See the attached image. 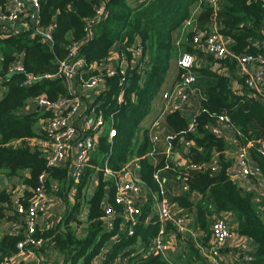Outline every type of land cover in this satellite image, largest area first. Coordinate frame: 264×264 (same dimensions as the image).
I'll list each match as a JSON object with an SVG mask.
<instances>
[{"label": "trees", "instance_id": "1", "mask_svg": "<svg viewBox=\"0 0 264 264\" xmlns=\"http://www.w3.org/2000/svg\"><path fill=\"white\" fill-rule=\"evenodd\" d=\"M6 3L7 0H0L2 10ZM198 4L201 12L193 14ZM102 6L104 15L89 26V19L96 16ZM38 20L40 27L52 29L51 43L43 41L30 29L13 33L0 27V78H6L0 84L4 88L0 92V173L9 179L20 178L24 189L19 194V201L26 208L42 186L48 194L56 193L66 202L71 199L73 188L76 194L60 224L36 232L35 236L46 239V242L40 246L26 244L24 249L42 256L49 244L54 242L55 249L63 257V261L56 264H91L96 254L115 236L116 241L107 259H115L123 253L130 256L131 264H173L161 254L138 257L137 246L148 245L161 227L155 215L146 222L153 210L152 203L142 207V215L134 224L132 235L128 234V228H120L124 222L121 217L114 219L111 230L106 224L105 207L111 204L116 211L122 208L114 202V178L105 174L104 168L119 170L138 158L143 183L153 193L161 191L156 174L166 166L180 180L187 177L189 189L170 197L171 202L176 205L175 208L182 209L183 212L178 214L190 217L191 230H204L207 234L203 238L198 236V241H195L190 235L184 237L175 233L177 239L184 238L181 241L190 259H196L197 264H209L197 243L207 245L212 221L227 212L236 217L238 232L258 244L253 258L242 264H264V208L261 209L253 201L252 192L240 187L228 174L232 161L226 157L225 151L232 148L233 143L210 130L220 115L227 116L234 128V139L240 147L248 146L249 156L258 165L264 179V102L246 87L241 93L234 91L225 74L215 73L208 66L194 67L202 75L217 76L218 84L207 90L193 122L181 110H171L166 122L174 134L173 147L180 143V137L194 141L190 157L193 163L205 165L201 169L175 167L166 156L161 159L150 156L154 148L152 135L148 128L142 127L172 67V60L178 56L173 41L174 31L182 28L185 21L192 22L195 30L188 33L183 46L186 51L200 57L205 53L194 47V35L200 31L209 33L213 26H217V32L231 40L228 45L232 53L231 63L228 59L208 58L234 68L239 55L257 51L256 44L262 39L264 26V2L220 0L218 6H214L208 0H40ZM27 21L31 24L29 19ZM88 26L93 34L86 38ZM75 43H79V47L72 58L70 53ZM115 43L120 44V59L125 58L127 65L124 73L119 65L115 73L109 75L107 62ZM136 50L140 51L139 62L133 66L131 59ZM78 57L85 59L86 67L80 68L78 75L71 80L60 76V63ZM19 59L24 70L8 73L10 66ZM93 64L97 65L92 68ZM30 77L37 79L28 83ZM94 79L101 80L95 86L98 91L90 108L103 115L108 127L99 136L98 146L79 181L74 182L69 166L48 165L46 152L30 144V140L38 136L40 120L52 117L53 112L35 109L24 113L22 109L30 101L37 102L39 97L44 96L51 102L67 99V113L71 110L73 98L80 97L85 102L79 87ZM111 128L117 130L113 139L109 138ZM16 141L18 144L14 145ZM26 143L28 147H25ZM193 153L199 157H193ZM215 156L218 164L214 170L211 161ZM99 170L97 187L92 194H88L86 190L90 180ZM193 194H198L200 199L193 198ZM14 199L13 190L0 189V222L4 217L13 222L9 231L0 238V264L19 253L18 243L24 240L26 231V224L22 214L18 213ZM151 200L154 203V198ZM81 215L86 219V232L80 237L77 226H83ZM17 225L18 232H12ZM125 225L129 227L131 221L125 222ZM165 230L172 234L175 226L168 222Z\"/></svg>", "mask_w": 264, "mask_h": 264}, {"label": "built area", "instance_id": "2", "mask_svg": "<svg viewBox=\"0 0 264 264\" xmlns=\"http://www.w3.org/2000/svg\"><path fill=\"white\" fill-rule=\"evenodd\" d=\"M214 6H218L220 0H208ZM264 2V0H262ZM9 3L8 10H2L0 7V27L5 32H15L13 29H6L3 24V19H8L11 21H21L25 25V30H33L35 34H39L42 37V40L45 42H52V29L51 28H42L38 25V11L40 9V0H7ZM26 3H29L32 6V9L26 8ZM104 7H100L97 11V15L89 19V26L98 22L100 15H104ZM31 22V24L27 21ZM189 22V21H188ZM89 26L86 28L88 34L86 38L92 36ZM262 39L259 43L256 44L257 51L255 53H244L237 57V66H240L241 72L243 74L244 87L251 91V93L264 102V26L262 27ZM192 43L196 49H200L201 52L205 53L208 56H212L215 60H229L231 63L232 53L229 51L228 44L224 40L223 35L217 32V29H212L211 32L206 33L200 31L196 33L193 37ZM79 43H75L72 46L70 55L73 57L76 56ZM135 56L140 55V51H134ZM197 54L189 51L183 52V54L178 59V64L182 69L180 74V79L176 86L169 92L165 93V97L168 99L166 107L170 110H182L183 106L189 102L191 93L193 92V85L196 82V76L193 73V69L196 66ZM255 64L257 70L255 72H244L246 65ZM120 65L122 72L124 73V68L127 65L125 58L120 59ZM227 66V65H226ZM86 63L85 59L82 57L75 58L73 60H64L60 63L59 74L67 80H71L78 75V68H85ZM24 70L22 60L19 59L14 62L8 73L21 72ZM115 69H109V75L115 73ZM48 76L49 75H45ZM37 77H30L28 83H32L36 80ZM6 78H0V84L4 82ZM101 79H94L91 82H88L89 86H97ZM68 104L67 99L58 100L56 102L49 101L46 97L42 96L37 99V105L42 110H49L53 112V116L44 121L43 131L46 138V146L44 151L47 154V162L50 166H62L68 159L69 154L73 151V148L76 149L74 152V158L69 164L70 174L73 177L74 182H78L80 175L88 165L89 160L92 158L94 149L97 146L98 138L103 133L105 128V120L102 114L98 113V116L95 118H88L84 121V125L78 127L72 120V116L76 115L81 106H84L85 103L81 100L80 97L73 98L70 106L71 110L65 113L66 105ZM224 125V128H221V125ZM193 124H191V128ZM231 129V124L228 121L227 116L220 115L217 123L210 126V130L214 134L225 135L228 130ZM160 132L151 133L153 150L150 152L152 156L161 141ZM117 134L115 128L109 130V138L113 139ZM173 136H168V146L164 151L166 155H169L171 149L173 148L172 139ZM225 138V137H224ZM180 143H183L188 149V154L192 148L195 146L194 141L187 140L184 137H180ZM154 156V155H153ZM167 157V156H166ZM139 159H133L126 163L119 170H111L109 167L104 169V173L111 175L115 181L114 189V202L121 206V211H116L115 208L109 204L105 207L106 210V224L108 229L113 228V222L116 217L125 215L131 221V225L128 227V234L132 235L134 233L135 227L134 224L139 220L140 215H142L143 203L146 201L145 194L151 193L152 198H154L153 203V212L147 217L150 220L154 215L158 217V220L161 223V227L157 235L152 239V241L138 249V257H144L150 254H161L164 257L166 256V251L172 245L173 238L176 239L175 233L180 234L181 236L186 237L190 235L195 241H198L196 238L199 236L197 230H191L189 226V219L184 215H180L174 211L173 204L170 199V195L167 193V190L163 186V180L161 179L159 172L156 174V178L161 183L160 193L151 192L143 183L141 176V166L138 161ZM236 167L239 175L245 178H251L253 176L252 164L249 156L248 146L241 147L238 152L236 159ZM179 162L176 161L174 166L180 167ZM217 158L216 156L211 161L212 169L217 168ZM204 164H195L191 162L188 168L192 169H201L204 168ZM169 168V166H166ZM181 168V167H180ZM41 179H44V175L41 176ZM182 191L185 192L189 189L186 184L187 177L185 176L182 179ZM56 188V186H54ZM73 195L76 194L75 188L72 189ZM48 193L45 191L44 187H40L35 195L30 200L29 208H26L19 201V195H15L14 203L18 210V213L22 214V220L26 224V231L24 235V240L18 243L20 251L17 255L12 256L9 259H6L3 264H15L17 260L31 257V251L25 250L24 246L26 244H33L35 246H40L46 242L44 238H37L36 232L39 230L38 224L40 222V217L44 215L47 211V198ZM262 196V195H260ZM264 208V207H262ZM261 208V209H262ZM131 218V220H130ZM173 223L175 226V232L170 234L165 230L166 223ZM19 225L12 228V232H18L17 228ZM232 228L228 222L223 217H217L212 221L211 224V239L206 248L200 243H197L198 246L205 251L203 257L209 264H224L222 258V248L224 243L231 237ZM181 239H184L181 237ZM33 253V252H32ZM92 263V262H91ZM33 264H49L45 263L42 260H37ZM99 264H121L119 258L115 259H105Z\"/></svg>", "mask_w": 264, "mask_h": 264}, {"label": "crops", "instance_id": "3", "mask_svg": "<svg viewBox=\"0 0 264 264\" xmlns=\"http://www.w3.org/2000/svg\"><path fill=\"white\" fill-rule=\"evenodd\" d=\"M9 6H10L9 3L8 4L6 3L5 7L9 9ZM6 8L4 10H8ZM26 8L32 9V6L29 3H26ZM200 12H201V6L198 4L196 7H194L193 14H198ZM188 21L189 20L185 21L182 28L175 30L173 33V41L175 44V48L177 49L178 56H176L172 60V67L167 75L164 84L162 85L160 92L158 93L157 97L153 102L152 111L146 116V118L142 122V127L144 129L148 128L150 133L153 134L155 132H160L161 134V141L157 146L156 149L157 151H155L154 153V158L161 159L167 156V160H169L173 164H175V162L178 161L179 162L178 165H180L181 168H188L192 162L191 160L192 158L188 154V149L183 143H179L176 145V147H173L169 155H166L164 152L168 144V141L167 140L165 141V138L167 139L168 136L174 135L172 129L168 126L166 122V117L171 110L166 107V104L168 103V99L165 97V93L171 91L176 86V84L180 79L181 70L178 64V59L183 54V52L186 51L183 44L186 41V39H188V33L190 31L195 30V26L192 25V22L190 21L188 22ZM2 24L7 30L9 28L15 30V32H22L25 30V25L21 21H11L8 19L6 20L3 19ZM216 27L213 26L212 28H216ZM223 37L224 40L229 45L231 42L230 38L224 35ZM208 57L209 56H207L206 54L200 57L197 56V62L195 63L196 68L208 66L215 73H218L220 75L225 74L230 79V88H232L234 91L238 93H241L244 90V80L242 77L243 74L241 72L240 66L235 65L234 68H230V66L227 67L221 62L210 60ZM138 62H139V56L132 57L131 65L136 66ZM96 65L97 64H93L92 68H94ZM119 65H120V44L115 43L110 49L108 62H107V69H116ZM196 68L193 69V73L196 76V82L193 85V92L191 93L189 102L186 103L181 110V113L190 122L194 121L196 114L200 111L201 100L206 98L207 90L209 89V87L215 86L219 82L217 76L202 75L200 71H198ZM243 69L244 72H255L257 70V66L255 64H248ZM79 88H80L79 89L80 93L85 98V102L82 100L83 103H85V105L76 115L72 116L73 122L78 127L84 125V121H86V119L95 118L98 115L94 109L90 108L91 104L93 103L96 97L95 92L98 90H96L94 86H89V85H82ZM3 90L4 88L0 86V92ZM35 109L39 110L40 108L37 105L36 100H32L28 103L26 107L22 109V112L30 113L33 112ZM44 121H45L44 119L43 120L41 119L37 125L38 136L30 140V144L32 146H37L40 149H44V147L46 146V138L44 133L42 132ZM107 127L108 126L106 124L103 130L104 132L107 130ZM221 128L223 129L224 125H221ZM222 136L225 137L226 140H229V142L233 143L232 148H229L227 151H225L226 157H228L232 161L228 169V174L230 178L234 180L243 189L252 192L253 201L258 205V207L260 208L264 207V203H263L264 179L262 177L261 172L259 171L258 165L250 157L253 176L251 178H245L239 175L236 167V161H237L236 159L241 147L239 143L234 139L233 126H231V129H229L228 132ZM13 144L17 145L18 141L14 142ZM74 152H76L75 148H73V151H71V153L68 156V159L66 160L63 166H68L69 164L72 163L71 160L74 158ZM98 168H100L101 170V167ZM100 170L96 171V173L92 176L88 188L86 190L88 194H92L95 191L98 183ZM170 170L171 169L168 167L163 168L160 170L159 175L163 180V186L167 190V193L170 195V197H173L183 192L182 185L184 181L176 177ZM0 189H7L8 191L13 190L15 195H19L24 189V184H22L20 178L18 177L9 179L4 173H0ZM70 196L71 199L69 200V202H66V200L60 198L56 193H50L48 195L47 211L44 215L40 217V222L38 224V228L40 230H45L50 227H56L57 224H60L62 222L69 205L73 204L72 202L75 195H73V193L71 192ZM145 196H146V201L143 203L144 208L148 202L153 204V201L151 200L152 198L151 193L148 194L146 193ZM192 197L195 198L196 200L200 199V196L198 194L197 196L196 194H193ZM175 206L176 205L173 204L174 211L176 213L183 212L182 209L178 207L175 208ZM9 212L10 211L7 210L8 214ZM152 212L153 210L151 211V213ZM184 216L187 217L189 221H191L190 217L187 214ZM120 217L124 219V222L120 224V228L122 230H125L128 228L125 225V222L129 221V218L125 215H121ZM221 217L225 218V220L232 228V235L224 243L222 248V258L224 260V264H242V262L245 260H251L258 248L257 242L254 239L250 238L249 236L240 234L238 232V222L234 214L227 213L225 216L221 214ZM80 219L82 221L83 226L82 227L80 226V229L77 230V235L81 237L85 235L86 232L85 230L86 219L84 215L83 216L81 215ZM148 221L149 220L146 219V222ZM12 225L13 222H10L9 220H7V218L4 217L2 219V221L0 222V238L3 237L9 231ZM189 226L191 227L190 222H189ZM197 231L199 232V237L202 236L203 238L204 234H206L204 230L203 231L197 230ZM209 232H210L209 237L211 239V228ZM210 239L206 242L207 245H203L205 247L202 248H206L208 246ZM115 241H116V237L115 236L111 237L110 241L104 245V247L98 254H96L91 264H99L103 262L108 257L107 255L110 252L112 245L115 243ZM184 245H185L184 242H182L180 238L179 239L173 238L172 245L166 251V256H167L166 258L170 260L173 264H197L196 259L193 258L190 259V256L188 255L186 248L183 247ZM142 247H145V245L139 244L137 246V251ZM127 249L130 248L128 247ZM201 250L203 253H205L206 251V250L204 251L203 249ZM31 254H32L31 257L30 256L25 258L22 257V259L17 260V263L15 264H33L36 263L37 260H42L43 262L49 264H56L58 262L61 263L63 261V257L60 256V254L55 249L54 242H51L49 244L46 253L43 254L42 256L35 254L34 252L33 253L31 252ZM118 258L121 264H131V259L129 255H123V253H120ZM181 258H183L184 262L183 260L181 261Z\"/></svg>", "mask_w": 264, "mask_h": 264}, {"label": "water", "instance_id": "4", "mask_svg": "<svg viewBox=\"0 0 264 264\" xmlns=\"http://www.w3.org/2000/svg\"><path fill=\"white\" fill-rule=\"evenodd\" d=\"M28 146H29V144L26 143V144H25V147H28ZM31 151H34V148H31ZM193 157L198 158L199 156H198V154L195 153V154H193ZM226 214H227L226 212H223V213H222L223 216H225Z\"/></svg>", "mask_w": 264, "mask_h": 264}, {"label": "rangeland", "instance_id": "5", "mask_svg": "<svg viewBox=\"0 0 264 264\" xmlns=\"http://www.w3.org/2000/svg\"><path fill=\"white\" fill-rule=\"evenodd\" d=\"M180 58V57H179ZM43 133H44V131H42ZM160 134V133H159ZM44 135H45V133H44ZM167 139L165 138V141H166ZM43 144V143H42ZM167 146H168V144H167ZM42 150H44V149H42ZM157 151V150H156ZM80 229V225H78L77 226V230H79Z\"/></svg>", "mask_w": 264, "mask_h": 264}]
</instances>
